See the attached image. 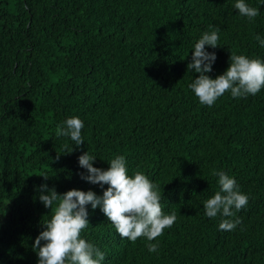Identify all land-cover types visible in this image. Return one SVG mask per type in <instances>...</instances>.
<instances>
[{
	"label": "trees",
	"instance_id": "16d2710c",
	"mask_svg": "<svg viewBox=\"0 0 264 264\" xmlns=\"http://www.w3.org/2000/svg\"><path fill=\"white\" fill-rule=\"evenodd\" d=\"M236 2L0 0V264H39L35 240L51 218L41 186L103 196L108 185L81 179L86 152L103 170L124 156L128 175L145 174L164 214L177 216L150 253L146 238L122 239L88 205L81 238L102 264H264V88L207 106L189 87L206 31L220 29V47L205 49L217 57L210 78L227 71L231 52L264 62V0H245L259 9L251 22ZM72 117L84 123L80 147L55 135ZM220 171L248 203L213 219L203 204L220 190ZM223 219L242 223L221 231Z\"/></svg>",
	"mask_w": 264,
	"mask_h": 264
},
{
	"label": "clouds",
	"instance_id": "9594fccd",
	"mask_svg": "<svg viewBox=\"0 0 264 264\" xmlns=\"http://www.w3.org/2000/svg\"><path fill=\"white\" fill-rule=\"evenodd\" d=\"M234 8L250 22L260 14L259 9L250 7L245 0H237ZM219 32L220 29L216 28L203 33L194 45L192 63L188 64L189 71L199 74L189 87L199 102L207 106H212L226 92H230L232 98H242L254 96L264 88V62L233 52L227 71L216 79L210 78L208 73L212 72L217 57L215 53H209L205 49L206 46L213 49L220 47ZM256 40L264 47V40L259 36ZM83 128V121L72 117L57 126L55 135L57 138H70L75 147H80L85 144L82 138ZM95 160L89 152L81 155L78 158L79 166L86 169L87 174L80 175L82 180L93 185H108L103 196H97L93 191L80 190L58 194L55 188L49 189L47 184L41 186L39 200L46 208L51 209V218L43 223L46 230L35 240L34 250L39 264H102L105 254L81 238L82 231L89 226L88 205L93 210L100 208L122 239L135 243L138 238H146L148 243L145 246L150 253L157 252L159 247L152 241L160 237L166 228L174 225L177 216L175 213L164 214L159 186L139 169L130 177L124 156L110 160L108 170L94 167ZM214 175L219 177L220 190L204 202L205 215L213 219L218 214L225 218L233 217L246 207L248 197L239 191L236 180L225 172H214ZM42 177L49 179L47 175ZM241 223L240 219H223L219 229L232 231ZM41 242H44L43 246Z\"/></svg>",
	"mask_w": 264,
	"mask_h": 264
}]
</instances>
